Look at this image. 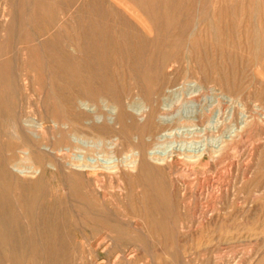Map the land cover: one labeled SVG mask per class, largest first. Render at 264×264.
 <instances>
[{
    "label": "rangeland",
    "instance_id": "obj_1",
    "mask_svg": "<svg viewBox=\"0 0 264 264\" xmlns=\"http://www.w3.org/2000/svg\"><path fill=\"white\" fill-rule=\"evenodd\" d=\"M0 79V264H264V0H0Z\"/></svg>",
    "mask_w": 264,
    "mask_h": 264
},
{
    "label": "bare ground",
    "instance_id": "obj_2",
    "mask_svg": "<svg viewBox=\"0 0 264 264\" xmlns=\"http://www.w3.org/2000/svg\"><path fill=\"white\" fill-rule=\"evenodd\" d=\"M42 5V4H41ZM10 9V8H9ZM9 13V12H8ZM13 14V13H12ZM41 14V13H40ZM43 14V13H42ZM11 15V14H10ZM9 15V16H10ZM7 17V16H6ZM8 18V17H7ZM8 20V19H7ZM6 20V21H7ZM10 20V19H9ZM11 78V77H10ZM1 80V79H0ZM19 80V79H18ZM9 81H10V79H9ZM19 82H20V80H19ZM27 82V81H26ZM40 82H41V84H43L42 83V81L40 80ZM0 84H2V83H0ZM12 84V83H11ZM28 84V83H27ZM8 85V84H7ZM8 87H9V85H8ZM2 91V90H1ZM1 93V92H0ZM3 93V92H2ZM1 95H3V94H1ZM6 95V94H5ZM5 95H3L4 97H6ZM9 101V100H8ZM12 101H10V103H11ZM7 103V102H6ZM9 103V102H8ZM9 103V104H10ZM78 105H79V107L81 108V109H85L87 112H89L90 114L92 113L93 115H94V117H99V114L97 113L98 111L96 110V108H95V106H94V104L90 101V98H87V97H80L79 99H78ZM114 108H115V106H114V104H113V108H112V110H114ZM165 116V115H164ZM93 117V116H92ZM101 117V116H100ZM99 117V118H100ZM162 117V116H161ZM91 118V117H90ZM172 118V117H171ZM92 119V118H91ZM166 119V118H165ZM164 121V120H163ZM162 121V122H163ZM169 121V120H168ZM87 123H89V121H87ZM165 123V122H164ZM23 125H27L28 126V129L27 128H25V130H26V133H28V132H30V133H32V134H34V135H39V132L37 131V129H35V128H33V127H36V128H38V129H43L44 128V124H43V122H38V124H33V123H29V122H25V123H23ZM54 125H58V124H54ZM67 127V126H66ZM193 127V126H192ZM191 128V127H190ZM179 129V128H178ZM184 129V128H183ZM198 129V128H197ZM201 129V128H200ZM205 129V128H204ZM196 131V130H195ZM198 131H200V130H198ZM202 131V130H201ZM200 131V132H201ZM166 132V131H165ZM197 132V131H196ZM166 134V133H165ZM180 135V134H179ZM72 136V135H71ZM169 136V135H168ZM157 137V136H156ZM237 138V137H236ZM74 139H75V142L76 143H83V142H85V140H83L82 139V137H79V136H74ZM230 141V140H229ZM99 142V141H98ZM230 142H232V141H230ZM103 143V142H102ZM179 143V142H178ZM162 144V143H161ZM175 144V143H174ZM94 145V144H93ZM97 145V144H96ZM100 145V144H99ZM182 146V145H181ZM78 147V146H77ZM166 147V146H165ZM223 147V146H222ZM139 148V147H138ZM65 149H70V146L69 147H67V148H65ZM210 149V148H209ZM208 149V150H209ZM220 149V148H219ZM222 149H225V148H222ZM140 150L142 151V149L140 148ZM211 150V149H210ZM209 150V151H210ZM224 151V150H223ZM139 152V151H138ZM170 152V151H169ZM202 152V151H201ZM133 153V152H132ZM140 153V152H139ZM143 153H146L144 150L142 151V153L141 154H143ZM154 153V152H153ZM205 152L203 151L202 153H200V156L202 155V154H204ZM138 154V153H137ZM180 154V153H179ZM144 155V154H143ZM193 155H195L196 156V154H193ZM117 156V155H116ZM145 156V155H144ZM152 156V155H151ZM177 156V155H176ZM215 156V155H214ZM138 157V156H137ZM180 157V156H179ZM206 157V156H205ZM204 157V158H205ZM88 158V157H87ZM145 158H146V156H145ZM154 158V157H153ZM213 158V157H212ZM216 158V157H215ZM117 159V158H116ZM166 159H167V157H166ZM93 160V159H92ZM113 160L114 159H112L111 161L113 162ZM119 160V159H118ZM154 160V159H153ZM203 160V159H202ZM206 160V159H205ZM90 161V160H89ZM115 161V160H114ZM140 161V160H139ZM139 161H138V163H139ZM179 161V160H178ZM93 162V161H92ZM136 162H137V160H136ZM154 163V162H153ZM172 163H173V161H172ZM235 163V162H234ZM70 164V163H69ZM77 164V163H76ZM202 164V163H201ZM75 165V164H74ZM122 165H123V163H122ZM173 165V164H172ZM97 166H99V165H97ZM112 166V165H111ZM114 166H116V165H114ZM125 166V165H124ZM28 167V166H27ZM32 167H34V166H32ZM127 167H128V165H127ZM37 168V167H36ZM75 168V167H74ZM185 168V167H184ZM17 169V168H16ZM15 169V170H16ZM41 169V168H40ZM79 169V168H78ZM115 169V168H114ZM129 169V168H128ZM188 169V168H187ZM244 169V168H243ZM27 171H29L28 169H26ZM113 170V169H112ZM173 170H174V168H173ZM17 171V170H16ZM24 171V170H23ZM122 171V170H121ZM79 172V171H78ZM38 173H39V170H38V172L36 173V176L38 175ZM99 173V172H98ZM105 173H107V172H105ZM32 174H34V173H32ZM114 175V174H113ZM184 181V180H183ZM173 182V181H172ZM102 184H103V182H102ZM96 185V184H95ZM188 185V184H187ZM106 186V185H105ZM107 187V186H106ZM98 188H102V187H98ZM176 188V187H175ZM107 189V188H106ZM98 190V189H97ZM109 191V190H108ZM108 198V197H107ZM105 200V199H104ZM219 200V199H218ZM222 201V200H221ZM185 206V205H184ZM209 209V208H208ZM241 212V211H240ZM218 213V212H217ZM216 214V213H215ZM220 214V213H219ZM218 215V214H217ZM252 215V214H251ZM262 215V214H261ZM200 216V215H199ZM198 216V217H199ZM237 217V216H236ZM235 217V218H236ZM262 217V216H261ZM260 216H246V217H244V219H243V221L241 220V222H240V220H238V222H233V223H230L228 226H227V229H225L226 230V232H225V234L224 235H221V233H220V231H219V235H220V237H221V239L223 238H225V239H234L235 240V238L236 239H239L240 240V238H244V239H249L250 237H252V236H255L256 237V239H258V236H261L262 235V237H263V234H264V219L263 218H261ZM210 218V217H209ZM219 218H220V216H219ZM234 218V219H235ZM233 219V220H234ZM237 219V218H236ZM205 220V219H204ZM210 220H211V218H210ZM209 220V221H210ZM218 220H216V218H213L212 217V220H211V223H215V222H217ZM205 222H206V220H205ZM232 222V221H231ZM209 223V222H208ZM204 224V223H203ZM202 224V225H203ZM212 224V225H213ZM209 227H210V224L208 225ZM213 228V227H212ZM142 230V229H141ZM222 230H224V229H222ZM208 231V230H207ZM212 231V230H211ZM213 232H214V230H213ZM221 232H223V231H221ZM223 232V233H224ZM203 233V232H202ZM208 233V232H207ZM210 233V232H209ZM107 234V233H106ZM105 234V235H106ZM212 235V234H211ZM217 235V234H216ZM105 237V236H104ZM215 237V236H214ZM262 237L260 238V239H262ZM217 239H219L218 238V236H217ZM224 239V240H225ZM184 240V239H183ZM209 240V239H208ZM220 240V239H219ZM210 241V240H209ZM220 241H222V240H220ZM226 241V240H225ZM233 241V240H232ZM242 241V240H241ZM245 241V240H244ZM261 241V240H260ZM263 241V240H262ZM212 242V241H211ZM208 243H210V242H208ZM207 243V244H208ZM263 244V243H262ZM182 245V244H181ZM227 246V245H226ZM187 247V246H186ZM184 247H182V249H183ZM189 248V247H188ZM188 248H184V250H182L184 253H186V252H189L188 251ZM191 250V249H190ZM190 252H192V251H190ZM190 255H191V253H189ZM186 256V255H185ZM189 256V255H188ZM188 258V257H187ZM189 258H190V256H189ZM186 259V258H185ZM123 260V259H122ZM186 260H188V259H186ZM198 260V259H197ZM160 261V260H159ZM196 261V260H195ZM119 264L121 263V262H118ZM125 263V262H124ZM125 264H127V262L125 263Z\"/></svg>",
    "mask_w": 264,
    "mask_h": 264
}]
</instances>
